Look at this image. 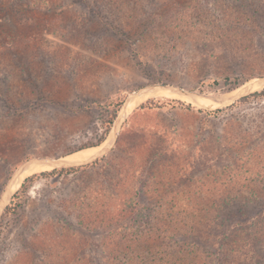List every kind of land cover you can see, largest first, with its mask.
Wrapping results in <instances>:
<instances>
[{"label":"rangeland","instance_id":"1","mask_svg":"<svg viewBox=\"0 0 264 264\" xmlns=\"http://www.w3.org/2000/svg\"><path fill=\"white\" fill-rule=\"evenodd\" d=\"M261 17L264 0H0V199L28 162L109 148L78 167L27 168L0 206V264H140L150 245L132 250L119 238L153 216L172 218V240L189 244L162 250L159 264L237 261L252 233L231 230V216L264 215V98H250L263 91ZM150 86L227 101L250 94L200 108L168 90L145 93L114 139L126 99ZM149 101L158 104L140 109ZM202 141L213 143L204 155ZM63 169L78 170L46 174ZM134 201L129 227L120 210ZM194 217L219 220L202 232ZM256 228V258L239 264H264V223Z\"/></svg>","mask_w":264,"mask_h":264},{"label":"trees","instance_id":"2","mask_svg":"<svg viewBox=\"0 0 264 264\" xmlns=\"http://www.w3.org/2000/svg\"><path fill=\"white\" fill-rule=\"evenodd\" d=\"M166 4L168 5V2L163 3V9L164 7H166ZM250 7V5H248V8ZM161 8V9H162ZM160 9V10H161ZM159 10V12H160ZM231 11H235L234 9H229ZM255 11V10H254ZM254 11H249V15H242V18L240 17L241 21H242V27L243 28H247L250 29L251 28V22L250 18H252V20L254 21L255 19L253 18V16H257L254 14ZM157 9H153V12L150 13L149 16H152V18H156L158 15L156 14ZM226 16L227 13H225ZM250 16V17H249ZM261 23H264V18L261 17ZM256 27V26H255ZM254 27V28H255ZM131 34V33H129ZM143 34V33H142ZM141 34V35H142ZM228 82V80L225 79V82ZM247 79H244L243 81H237L238 83L233 84L232 86H229L227 89V92L233 91L234 89L240 87L244 82H246ZM215 84V83H214ZM250 98H264V90L259 92V93H254V95L250 96ZM248 98L243 99L242 101H246ZM175 102H179V101H175ZM157 101H149L147 102L145 105L141 106L140 109L142 108H152L154 105H156ZM158 104V103H157ZM227 110V109H226ZM200 112V111H199ZM224 112V110H215L212 113H205L209 116H215L218 113H222ZM110 123V122H109ZM109 124L107 123V126ZM109 128V127H108ZM104 141V138L101 137L98 139L97 143L94 145H88L86 147L81 148L83 149H87V148H92L95 147L97 145H100L102 142ZM244 144L243 142L241 143V145ZM208 146L210 148H213V143L212 142H207V141H202L201 143H199V150L201 152L204 151V147ZM80 150V149H79ZM78 151V150H77ZM202 155H204L205 153H201ZM73 153V152H72ZM200 165V163H198ZM203 165L206 164L205 161L202 162ZM78 169H63V170H59V171H52L51 173H46L47 175H57V176H61V175H65V174H70L72 172L77 171ZM37 178V176H32L27 178L24 183L21 185V189H24L25 186L31 182H33L35 179ZM222 186V185H220ZM228 190V189H227ZM264 189H262L260 197H264ZM135 203L134 202H130V210H120V216L121 217H126V215L128 213L133 214V210L135 209ZM248 204V203H247ZM262 208L264 209V203L262 205ZM7 210H9V208H7ZM263 210H260V213H257L253 216H246L245 214H240V213H236V215L231 216V221L229 222V227L230 229H234L238 228L241 229V231L244 233V229H248L251 231V235L246 236L244 240H242V242L239 244V246L237 247V251L239 250H243L241 251L240 254H238V259L237 261L231 262V264H239V258H243L245 261H253L254 258H256V251L253 250V243H254V239L258 236L257 231L258 228H256V226H258L260 223H264V215L261 216ZM113 215V214H111ZM149 217V216H146ZM127 223L123 224V225H128L129 227H131V218L127 215ZM125 218V219H126ZM130 219V220H129ZM149 220H153L152 223H150L149 221L147 223H149V227L144 229V230H139L136 231V233H133V227H131V229H123L122 230V234L121 237L119 238L121 243L124 245H128L130 247V249L133 250V245L138 247L139 245H150L147 246L148 249H146V257H142L143 261L140 262V264H159L158 262L160 261V258H168V254L165 253V251L162 250H171L175 249L178 253L181 254V250L182 248H184L185 246H189V244L186 241H180L179 243L172 240V238H174V236L177 233V230L171 226L172 223H174L172 221V218L169 220L168 218H162V220H160V218H158V216H153L151 217V219ZM185 221H188V219H184ZM219 219L216 220H212L211 219H201V217L198 218V220L194 217L193 219H191L190 224L191 226L193 225H198L202 227V232H205L204 229H208L210 227H213L214 222H218ZM224 220V219H223ZM130 221V223H129ZM182 221H180L181 223ZM184 223V222H183ZM222 223V222H221ZM133 224V223H132ZM186 225V224H183ZM218 225H221L220 223H216V227ZM227 226V225H225ZM162 227V229H161ZM220 227V226H219ZM204 228V229H203ZM264 232V229H263ZM262 232V233H263ZM158 233V234H157ZM261 233V232H260ZM210 234V232H209ZM219 238L224 239L225 235L224 233L221 235H217ZM216 237V235L214 236ZM212 237V238H214ZM215 239V238H214ZM215 241V240H214ZM134 242H137V244H135ZM193 245V244H192ZM127 246H124L123 248L125 249ZM141 247V246H140ZM123 249V250H124ZM216 251V250H215ZM222 255V252L219 253V256ZM221 257V256H220ZM156 260L158 262H156ZM243 260V261H244ZM139 264V263H138ZM165 264V263H163ZM174 264V263H172ZM175 264H179V263H175ZM220 264V263H218ZM226 264V263H224Z\"/></svg>","mask_w":264,"mask_h":264},{"label":"water","instance_id":"3","mask_svg":"<svg viewBox=\"0 0 264 264\" xmlns=\"http://www.w3.org/2000/svg\"><path fill=\"white\" fill-rule=\"evenodd\" d=\"M259 85V90H264V80H260L259 83L257 84ZM155 89H160V90H168V91H171V92H174L178 95H181L187 99H189L192 103H194L196 106L200 107V108H205L201 103H199L197 101V98H203V99H207V100H211V101H214L218 104H223L225 102H230L231 104L234 103L235 101L239 100L240 98H244L245 96L249 95L250 93H245V94H241V95H238L237 97H234V98H231L229 99L228 101L227 100H221V99H215V98H212V97H209V96H204V95H200V94H195V93H191V92H186L182 89H173V88H170V87H165V86H150V87H146L144 89H141L139 90L138 92L130 95L126 101L124 102L123 106L121 107L120 111H119V114L117 116V122L115 124V127H114V133H113V136H114V139L116 138V133H117V127L121 121V119L124 117H122L121 115H123L122 113V110L124 109V106L128 103V101L133 98L134 96H138L139 94L143 93V91H152V90H155ZM224 106V105H223ZM109 148L105 147L100 153L99 155H97L96 157H94L93 159L89 160L88 162L86 163H82V164H76V165H68V164H63V163H58L59 161L61 160H58V161H31V162H28L24 165H22L20 167V169L14 174L13 178L11 179V181L9 182V184L7 185V187L5 188L3 194H2V197L0 199V205L4 204L6 199L8 198V195H7V192L10 191V187H11V184L12 182L14 181V178L15 176L20 173V171L25 167L27 166L29 163H36V164H39V165H49L53 168H56V167H64V168H73V167H78V166H82V165H85L93 160H95L96 158L102 156ZM53 164V165H52ZM6 198V199H5ZM4 202V203H3Z\"/></svg>","mask_w":264,"mask_h":264},{"label":"bare ground","instance_id":"4","mask_svg":"<svg viewBox=\"0 0 264 264\" xmlns=\"http://www.w3.org/2000/svg\"><path fill=\"white\" fill-rule=\"evenodd\" d=\"M244 88V86L241 88V89H243ZM240 89V90H241ZM155 90H160V89H155ZM155 90H152V91H155ZM152 91H143V93H141V94H139L138 96L136 95V96H134L133 98H131L129 101H128V103L124 106V109L122 110V113H123V115H121L122 117L124 116V115H126V116H128L127 114H126V111H127V109H129V108H131V106H132V102H131V100H133V99H135V98H138L139 96H141V95H143V94H145V93H149V92H152ZM164 91H167V90H164ZM167 92H169V91H167ZM237 92V91H236ZM236 93H234V94H228L227 95V98H230V97H233L234 95H235ZM183 98V97H182ZM183 99H185V98H183ZM186 100V99H185ZM199 103H201L202 105H205V106H208L207 105V102H209V103H213V102H211L210 100H207V99H203V98H199L198 100H197ZM217 105V104H216ZM215 105V106H216ZM103 146H105L106 147V145H103ZM104 147V148H105ZM103 150V149H102ZM101 150V151H102ZM101 151H99L98 152V150H92V149H87V150H83V151H81V152H78V153H76V154H74V155H72V156H68V158L66 159V160H64V158L61 160V161H59L58 163H65V164H68V165H76V164H82V163H86V162H88L89 160H91V159H93L94 157H96L97 155H99V153L101 152ZM98 152V153H97ZM97 153V154H96ZM96 154V155H95ZM94 155V156H93ZM90 156H93V157H91V158H89ZM87 158H89V159H87ZM85 159H87V160H85ZM82 160H84V161H82ZM81 161V162H80ZM31 165H39V164H36V163H29L27 166H25L21 171H20V173H18L16 176H15V178H14V181L12 182V184H11V187H10V191H8L7 192V195L9 194H11V193H13L12 192V190H13V187H14V185H16V183L18 182V180L21 178V176L23 175V174H25L26 172H27V168L29 167V166H31ZM53 165V164H52ZM43 166H46V167H49L50 169H51V166H49V165H43ZM17 190V189H16ZM15 190V191H16ZM6 199V198H5ZM4 203V202H3ZM2 205V204H1ZM0 205V206H1Z\"/></svg>","mask_w":264,"mask_h":264}]
</instances>
